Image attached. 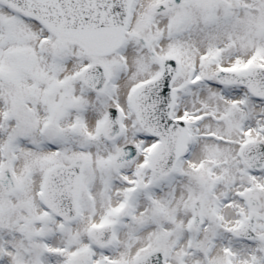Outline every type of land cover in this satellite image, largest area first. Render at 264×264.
Segmentation results:
<instances>
[{
  "label": "snow or ice",
  "instance_id": "6c2138e0",
  "mask_svg": "<svg viewBox=\"0 0 264 264\" xmlns=\"http://www.w3.org/2000/svg\"><path fill=\"white\" fill-rule=\"evenodd\" d=\"M0 264H264V0H0Z\"/></svg>",
  "mask_w": 264,
  "mask_h": 264
}]
</instances>
